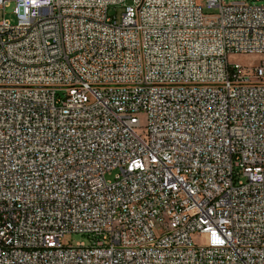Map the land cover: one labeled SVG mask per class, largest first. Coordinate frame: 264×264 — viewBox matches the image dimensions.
<instances>
[{
	"label": "built area",
	"instance_id": "obj_1",
	"mask_svg": "<svg viewBox=\"0 0 264 264\" xmlns=\"http://www.w3.org/2000/svg\"><path fill=\"white\" fill-rule=\"evenodd\" d=\"M15 1L0 264H264V0Z\"/></svg>",
	"mask_w": 264,
	"mask_h": 264
},
{
	"label": "rangeland",
	"instance_id": "obj_2",
	"mask_svg": "<svg viewBox=\"0 0 264 264\" xmlns=\"http://www.w3.org/2000/svg\"><path fill=\"white\" fill-rule=\"evenodd\" d=\"M240 1H255V0H240ZM204 3V2H203ZM16 7V1L15 0H10L9 2V6L5 9L2 10L0 12V20H2L3 18L9 20L12 24H15L17 22V16L14 12ZM113 11V9H111V12ZM205 13L210 14V13H215L216 11L214 9L208 10L205 9L204 10ZM264 59V54H232L229 56L228 60L232 63H236V64H240L243 66H253L256 65L258 63H260L262 60ZM142 133V131H140ZM115 172H113V174H109L107 175V179L111 180L114 177ZM82 241H86V238L76 234L73 236H67L64 239L65 243H72V244H76L78 242H82Z\"/></svg>",
	"mask_w": 264,
	"mask_h": 264
}]
</instances>
